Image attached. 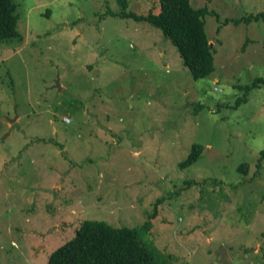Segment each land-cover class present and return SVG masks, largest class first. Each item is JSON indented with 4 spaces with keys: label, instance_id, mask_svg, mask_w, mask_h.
Masks as SVG:
<instances>
[{
    "label": "rangeland",
    "instance_id": "1",
    "mask_svg": "<svg viewBox=\"0 0 264 264\" xmlns=\"http://www.w3.org/2000/svg\"><path fill=\"white\" fill-rule=\"evenodd\" d=\"M13 1L23 38L0 42V264H46L84 219L135 228L156 264H264V85L251 86L264 79V0H189L214 49L198 79L157 27L124 15L157 0Z\"/></svg>",
    "mask_w": 264,
    "mask_h": 264
},
{
    "label": "trees",
    "instance_id": "2",
    "mask_svg": "<svg viewBox=\"0 0 264 264\" xmlns=\"http://www.w3.org/2000/svg\"><path fill=\"white\" fill-rule=\"evenodd\" d=\"M157 2V12L148 11L144 15L127 12L124 15L147 21L157 27L175 47L180 60L188 68L193 79L211 74L214 71V49L208 42L203 28L206 8H193L189 0ZM17 10L18 5L13 0H0V42L22 40L23 37L17 30L19 19ZM262 13L241 17L233 22L256 21L263 15ZM258 84L264 85V79H255L251 86L254 88ZM199 151L200 145L191 143L188 155L178 162V167L184 168L189 165ZM260 152H264V149ZM46 264L156 263L151 259L148 248L138 238L135 228L113 227L104 221L84 219L74 228L72 236L52 251Z\"/></svg>",
    "mask_w": 264,
    "mask_h": 264
}]
</instances>
